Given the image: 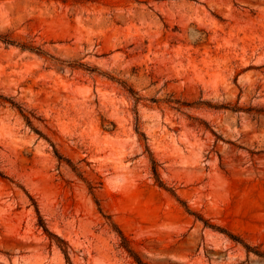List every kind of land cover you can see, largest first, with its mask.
<instances>
[{"label":"rangeland","instance_id":"rangeland-1","mask_svg":"<svg viewBox=\"0 0 264 264\" xmlns=\"http://www.w3.org/2000/svg\"><path fill=\"white\" fill-rule=\"evenodd\" d=\"M5 33L52 58L0 42V264H264V116L230 110L264 109V0H0Z\"/></svg>","mask_w":264,"mask_h":264},{"label":"trees","instance_id":"trees-1","mask_svg":"<svg viewBox=\"0 0 264 264\" xmlns=\"http://www.w3.org/2000/svg\"><path fill=\"white\" fill-rule=\"evenodd\" d=\"M54 1H59V2H62V3H68V2L77 3V2H94L96 0H54ZM135 1H139V0H135ZM0 42H2L6 46H15V47L19 48L21 51H28V52L33 53V54H36L37 56H40V57L52 58L46 52H44L41 48L34 46L31 42H27L26 43V42H17L15 40H13L12 37L10 36V34H8V33L0 34ZM0 102H4V103L7 102V103H9L11 107L17 109L20 112V114L26 120L27 124H30L29 119L24 114V110L20 106H18L16 103L12 102L11 100H9V99L1 96V95H0ZM214 108L215 109H227L225 107H217V108L214 107ZM230 110L232 112H244V113H246L248 115H253V117L264 116V109H262V108L249 107L247 109H241L240 107H234L233 109H230ZM57 158L59 160H61V158L58 157V155H57ZM151 164H152L151 170H152V174L154 176L155 182L158 184V186L160 188L166 189V187L164 186V184L162 183V181L159 178V173H158V170H157V164L152 159H151ZM35 210H36L37 215H38L37 208ZM204 224L206 225V223H204ZM42 228H43L44 232L48 236H52L49 233V231L44 227V225H43ZM117 232L121 236V239L123 240V242L120 244V247H122L123 249H125L130 255H133L132 251L127 246L126 239L122 236V234H121L120 231L117 230ZM228 236L230 238H233L232 235H230V234ZM243 246L245 247L247 253H249V252L252 251V249H250L246 245H243ZM61 250H62V252L66 256V251L64 249H61ZM253 252L258 257L264 258V253H261L259 251H253ZM135 260H136L137 264H142L138 259H135Z\"/></svg>","mask_w":264,"mask_h":264}]
</instances>
